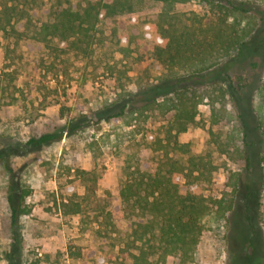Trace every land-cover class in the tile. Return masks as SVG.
Segmentation results:
<instances>
[{
    "label": "rangeland",
    "instance_id": "rangeland-1",
    "mask_svg": "<svg viewBox=\"0 0 264 264\" xmlns=\"http://www.w3.org/2000/svg\"><path fill=\"white\" fill-rule=\"evenodd\" d=\"M30 1L42 12L58 3ZM148 1L140 13L102 20L86 55L43 52L31 41L15 47L0 38V148L18 151L32 137L65 131L60 142L13 157L14 186L0 166V264H127L122 252L127 222L119 223L118 215L107 214L117 205L127 168L154 171L167 160L166 154L185 160L211 156L219 178L201 186L206 197L223 198L238 189L233 211L225 219H207L194 261L188 264H237L238 258L264 264V140L251 110L264 79V52L238 66L246 71L248 86L241 91L236 108V102L229 100L227 118L212 125L207 101L199 106L194 126L177 137L189 148L187 152L173 151L175 139L166 134L170 116L159 110L129 114L113 124L103 121L127 101L117 103L118 99L126 93L138 95L165 71L151 58L125 57L118 44L120 37L131 43L151 40V26L161 6ZM179 11H195L204 22L209 19L204 4L197 0ZM239 112L242 121L237 118ZM73 125L74 133L69 132ZM162 141L166 148L159 151ZM244 153L250 157V169ZM24 191L30 192L24 200L29 213L19 218V242L15 243L9 197L18 206ZM75 193L88 196L86 209L83 214L65 216L55 199ZM76 249L89 257L86 262L72 257ZM167 264H178V260L169 258Z\"/></svg>",
    "mask_w": 264,
    "mask_h": 264
},
{
    "label": "trees",
    "instance_id": "trees-1",
    "mask_svg": "<svg viewBox=\"0 0 264 264\" xmlns=\"http://www.w3.org/2000/svg\"><path fill=\"white\" fill-rule=\"evenodd\" d=\"M191 1L152 0L161 8L151 26V40H135L134 48L128 38L120 37L118 44L123 47L121 52L125 57L135 54L139 60L151 58L165 71L156 75L155 82L149 83L138 95L126 93L118 99L117 103L127 101L103 119L113 124L129 114L139 116L159 110L170 116L166 134L175 139L174 152L189 151L177 137L194 126L199 106L205 101L211 110L212 125L229 116V100L236 102V108L241 91L248 86L244 77L246 71L238 66L246 58L253 60L264 52V0L240 3L197 0L207 9L206 22L195 11L188 14L179 11ZM147 3L148 0H58L49 11L42 12L36 11L30 0H0V38L13 42L15 47L31 41L43 52L86 55L95 43V31L102 20L135 15L143 11ZM251 110L257 116L258 130L264 140V79ZM237 118L242 121L240 112ZM76 130L73 125L69 132ZM241 130L247 140L244 125ZM64 133V130H56L32 137L18 151L0 148V166L11 177L12 186L17 175L13 157L58 143ZM209 134H213L212 131ZM159 144L158 150H165L163 141ZM166 157L154 171L128 167L117 205L107 214L113 218L118 215L119 223L127 222L126 243L122 249L127 264H167L169 258H176L178 264L193 262L207 230V219H225L233 211L238 189L224 194L223 198H213L206 197L201 187L212 185L219 178V169L210 155L186 160L168 154ZM244 158L250 169L249 155L244 153ZM261 162L264 164V151ZM29 194L24 191L18 206L12 195L9 197L15 243L19 242V218L29 213L24 206ZM228 196L231 198L227 199ZM87 199V195L75 193L55 199V204L65 216L80 215L86 209ZM251 248L258 250L256 245ZM78 250L72 257L84 258L86 262L89 257ZM238 260L237 264H250L242 258Z\"/></svg>",
    "mask_w": 264,
    "mask_h": 264
}]
</instances>
